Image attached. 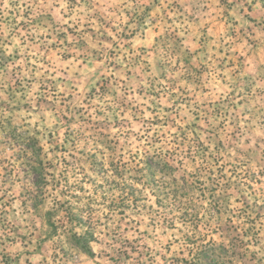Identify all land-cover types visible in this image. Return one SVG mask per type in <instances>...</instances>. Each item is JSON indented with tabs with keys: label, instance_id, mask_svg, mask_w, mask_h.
<instances>
[{
	"label": "rangeland",
	"instance_id": "obj_1",
	"mask_svg": "<svg viewBox=\"0 0 264 264\" xmlns=\"http://www.w3.org/2000/svg\"><path fill=\"white\" fill-rule=\"evenodd\" d=\"M0 264H264V0H0Z\"/></svg>",
	"mask_w": 264,
	"mask_h": 264
},
{
	"label": "trees",
	"instance_id": "obj_2",
	"mask_svg": "<svg viewBox=\"0 0 264 264\" xmlns=\"http://www.w3.org/2000/svg\"><path fill=\"white\" fill-rule=\"evenodd\" d=\"M82 238L85 239V235H83Z\"/></svg>",
	"mask_w": 264,
	"mask_h": 264
}]
</instances>
